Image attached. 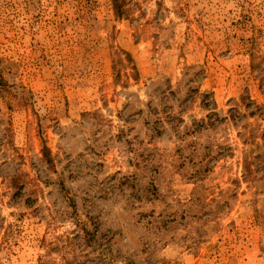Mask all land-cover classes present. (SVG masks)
<instances>
[{
	"label": "rangeland",
	"instance_id": "374dc122",
	"mask_svg": "<svg viewBox=\"0 0 264 264\" xmlns=\"http://www.w3.org/2000/svg\"><path fill=\"white\" fill-rule=\"evenodd\" d=\"M124 1L0 0V264H264V0Z\"/></svg>",
	"mask_w": 264,
	"mask_h": 264
},
{
	"label": "trees",
	"instance_id": "16d2710c",
	"mask_svg": "<svg viewBox=\"0 0 264 264\" xmlns=\"http://www.w3.org/2000/svg\"><path fill=\"white\" fill-rule=\"evenodd\" d=\"M114 4V10L115 13L118 17H121L125 14L126 12V3L124 0H113ZM6 85V80L3 74V68L1 65V59H0V86L4 87ZM263 145L260 144L259 142L255 143V148H251L247 153H245L244 156V178L247 181H254L258 177V172L260 171L259 167L262 165L264 169V149L262 148ZM50 152L51 149L48 146H45L43 149V154L45 158L49 159L48 162H52L50 158ZM201 198V197H200ZM224 206V204H222ZM191 214L193 211L191 210ZM178 221V218L174 217L168 220L169 224L171 226H174ZM112 235V234H110ZM109 235H106L104 237H108ZM109 238V237H108ZM108 241V240H107ZM109 242V241H108ZM79 263L83 264L80 259L78 258ZM127 264L129 263H134L132 260H127Z\"/></svg>",
	"mask_w": 264,
	"mask_h": 264
}]
</instances>
